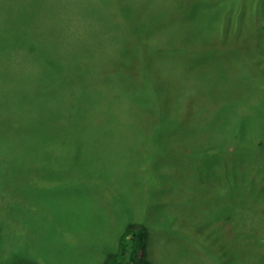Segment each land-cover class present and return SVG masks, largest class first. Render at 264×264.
<instances>
[{
  "label": "rangeland",
  "instance_id": "1",
  "mask_svg": "<svg viewBox=\"0 0 264 264\" xmlns=\"http://www.w3.org/2000/svg\"><path fill=\"white\" fill-rule=\"evenodd\" d=\"M99 1L0 0V264H102L127 224L136 221L152 228L151 253L158 264H217L204 243L231 242L225 227L210 222L213 215H222L214 211L212 197L222 191L228 167L223 170L202 153L218 133L191 124L181 128L184 119H176V131L153 133L174 142L165 146L163 140L136 141L137 134L126 136L112 129L109 120L88 126L82 115H71L87 105L84 97L73 104L70 97L57 99L56 92L73 85L74 80L65 77L75 76L80 68L61 60L55 67L51 59L50 64L44 59L35 65L22 59H35L34 54L42 59L40 45H50L46 48L52 51L59 38L68 39L74 51L100 35L102 43L111 46L113 29L104 19L100 22L98 15L104 13ZM219 3L221 15L190 14L192 24L176 29V37L186 35L194 42V21L214 20L220 29L224 20L246 21L253 11L264 9V0ZM179 5L205 11L197 0H176ZM220 38L217 31L215 39ZM261 51L259 58L249 56L264 72ZM201 62L206 66L204 57ZM244 84L248 86L234 108L242 120L251 115L250 104L264 83L251 77ZM116 87H110L104 100L117 93ZM65 117L74 128H60ZM81 124L87 126L77 132ZM76 142L89 150L81 151ZM252 148L243 147L241 157L247 158ZM252 152L258 168L263 167L264 149L258 145ZM65 169L69 172L59 175ZM208 228L217 231L200 230Z\"/></svg>",
  "mask_w": 264,
  "mask_h": 264
},
{
  "label": "trees",
  "instance_id": "2",
  "mask_svg": "<svg viewBox=\"0 0 264 264\" xmlns=\"http://www.w3.org/2000/svg\"><path fill=\"white\" fill-rule=\"evenodd\" d=\"M197 1L205 11L196 5L176 6V0H100L97 7L104 14L98 17L100 22L104 19L111 24V46L102 43L105 41L99 34V38H93L84 48L74 47V51L69 48L72 45L68 39L59 38L61 43L54 45L52 51L46 48L50 45H40L42 59L36 54L35 59H27L26 55L22 59L33 65L38 61L45 63L44 59L49 63L51 59L55 67V62L60 64L61 60L80 68L75 76L65 77L74 80L73 85L62 86L56 92L57 99L70 97L73 104L84 97L81 100L87 105L75 108L71 115L75 119L82 115L88 126L109 120L112 129L132 138L137 134L136 141L156 144L163 140L165 146L174 142L153 133L176 131V119H184L181 128L191 124L217 132L207 141L202 154L217 160L223 170L228 168L227 178L221 179L225 181L222 191L214 192L212 197L214 211L219 210L222 215H213L210 222L213 227H225L227 241L231 242L225 246L219 241L204 245L217 264H264V166L258 168L252 152L258 145L264 149V84L256 101L249 103L250 116L242 120L235 112V102L248 86L244 82L253 77L264 83V72L250 57L259 58L264 50V9L253 11L246 21L224 20L220 29L214 20L194 21V42L186 35L177 38L176 29L192 24L190 14L198 18L221 15L216 9L219 0ZM232 26L236 31L232 32ZM217 31L221 38L216 40ZM203 57L206 66L201 62ZM179 59L182 65L177 67ZM180 67L182 71L178 73ZM238 69L245 70V74ZM116 85L117 93L104 100L110 87ZM60 92H64L62 97ZM64 126L70 130L75 125L70 127L65 117L60 128ZM77 126L80 132L87 124ZM145 134L149 137L141 138ZM76 144L81 151L89 150L85 143ZM250 146L253 148L247 158H242L243 147ZM217 165L215 173L219 170ZM67 171L61 170L59 175ZM233 175L240 181L235 182ZM212 229L200 230L210 233ZM152 236V228L143 222L127 224L116 248L102 264H158L151 253Z\"/></svg>",
  "mask_w": 264,
  "mask_h": 264
}]
</instances>
